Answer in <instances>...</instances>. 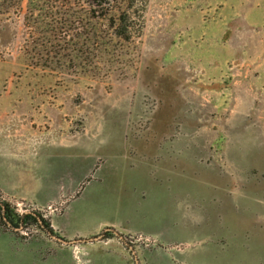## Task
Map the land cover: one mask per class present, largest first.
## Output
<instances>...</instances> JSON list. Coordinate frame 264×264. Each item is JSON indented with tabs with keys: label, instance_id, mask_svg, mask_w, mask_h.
<instances>
[{
	"label": "rangeland",
	"instance_id": "rangeland-1",
	"mask_svg": "<svg viewBox=\"0 0 264 264\" xmlns=\"http://www.w3.org/2000/svg\"><path fill=\"white\" fill-rule=\"evenodd\" d=\"M112 5L0 25V264H264V0Z\"/></svg>",
	"mask_w": 264,
	"mask_h": 264
},
{
	"label": "trees",
	"instance_id": "trees-1",
	"mask_svg": "<svg viewBox=\"0 0 264 264\" xmlns=\"http://www.w3.org/2000/svg\"><path fill=\"white\" fill-rule=\"evenodd\" d=\"M90 5L101 8L105 13L112 9L113 0H85ZM21 0H0V25L2 22L10 18L11 14L18 12L20 8ZM0 215L2 218L6 219L11 225L18 227L21 224H39V226L45 227L46 229L52 231V228L45 219L37 216L35 213L29 214H15L9 208L7 203H0ZM38 218H41L38 219ZM39 220V221H38ZM29 221V222H28ZM32 221V222H31ZM42 221V224H40Z\"/></svg>",
	"mask_w": 264,
	"mask_h": 264
},
{
	"label": "water",
	"instance_id": "water-1",
	"mask_svg": "<svg viewBox=\"0 0 264 264\" xmlns=\"http://www.w3.org/2000/svg\"><path fill=\"white\" fill-rule=\"evenodd\" d=\"M100 237H101V235L95 237L94 239L96 240L97 238H100ZM57 239L60 240V241H62V242H65V243L68 242V241L64 240L63 238H57ZM83 241H85V240H83Z\"/></svg>",
	"mask_w": 264,
	"mask_h": 264
}]
</instances>
